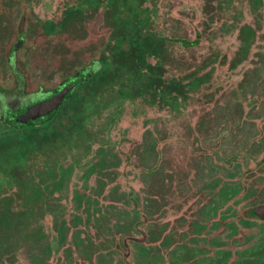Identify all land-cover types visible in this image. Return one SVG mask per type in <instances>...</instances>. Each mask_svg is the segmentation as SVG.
<instances>
[{
    "label": "rangeland",
    "instance_id": "1",
    "mask_svg": "<svg viewBox=\"0 0 264 264\" xmlns=\"http://www.w3.org/2000/svg\"><path fill=\"white\" fill-rule=\"evenodd\" d=\"M260 1L190 0L185 11L182 1L174 2L171 16L167 12L166 20H160L162 31L172 38L186 36L188 29L193 38V28L203 30L199 14L206 10L213 19L199 45L170 48L167 74L203 78L206 73L208 81L179 100L173 111H136L126 104L109 128L108 142L107 127L116 105L97 117L93 128H84L90 132L89 147L87 139L81 143L76 135L67 142L57 138L47 143L45 153L30 158L24 168L33 181L36 204H25L16 195L8 203L14 216L11 226L0 232V253L7 254L0 264H124L121 255L128 241L131 264H170V249L176 246L174 264H186L182 254L216 257L220 248L234 251L259 239V221L246 228L249 225H242L230 211L231 198L222 202L225 197L218 191L227 184L237 187L232 178L252 160H264V136L257 138L258 128L264 130V0ZM246 25L256 32L253 44L245 60L233 65ZM240 154L239 168H226L232 156ZM262 168L246 186L254 188V203L264 202ZM33 183L43 193H35ZM249 201L239 206V213L253 203ZM63 222L66 231L60 230ZM233 225L240 228L234 234ZM53 231L60 237L48 252ZM134 237L145 245L132 246L129 239ZM154 241L164 243L159 251L151 247ZM140 253L148 259L141 261Z\"/></svg>",
    "mask_w": 264,
    "mask_h": 264
},
{
    "label": "flooded vegetation",
    "instance_id": "2",
    "mask_svg": "<svg viewBox=\"0 0 264 264\" xmlns=\"http://www.w3.org/2000/svg\"><path fill=\"white\" fill-rule=\"evenodd\" d=\"M175 1L0 0V128L3 131L0 135L13 139L24 129L72 128L69 135L57 133L55 140L62 138L67 142L76 135L81 143L87 139L85 146L89 147L86 133L90 132L84 128H93L97 117L111 110L113 105H116V111L109 118L107 142L109 137L111 139L109 128H113L115 119L123 115L126 104H131L136 111L145 107L168 108L172 111L178 109L179 100L187 99L192 90L198 89L203 81L207 82L208 74L204 73L203 78L192 74H184L181 78L168 76L166 64L170 48L174 45L190 50L199 45L203 33L210 28L209 20L213 16L208 10L201 16L199 14L204 28H193V38L189 29L186 30V36L172 38L162 31L164 24L161 25L160 20H166L167 12L171 16ZM180 1V7L185 11L186 2L190 0ZM251 1L253 4L261 2ZM187 28H190L189 25ZM255 33L249 25L242 27L238 60L233 59V65L245 60ZM218 63L224 64L223 61ZM51 100L57 103L51 111L37 116L30 112L33 107ZM263 131V128H258L260 134ZM260 134L257 138L264 136V133ZM46 145L41 144L37 156H41V152L45 153ZM102 148L103 145L99 146V151ZM232 157L229 166H226L229 170L241 165L242 154ZM263 166L264 160H252L250 166L241 170L238 178H232V183L237 187L227 184L218 191L219 197H225L222 202L231 198L229 209L242 225H249L246 228L259 221V239L247 247L241 245L234 251L220 248L216 257L182 254L183 262L264 264V202L254 203V188H246ZM89 171L92 173V170ZM62 177H58L60 183ZM22 181L19 191L0 185V196L11 200L12 195L18 197L24 194L29 197V205L37 201V198L32 197L33 181L27 175ZM59 184L53 183V186ZM34 186L36 188L33 190L37 193L41 186ZM39 191L43 193L42 189ZM247 200L253 203L239 213V206ZM61 225L60 230L66 231V224L63 222ZM232 227L233 234L240 230L238 226ZM1 229L4 230L0 225V232ZM59 237V233L52 232L48 252L57 247ZM129 240L132 246L145 245L143 239L134 237ZM162 244L154 241L151 247L159 251ZM117 248L123 252L122 247ZM123 248L122 262L131 264L133 251L129 241L123 244ZM177 250V246L170 249V264H174L173 257L179 253ZM6 256V253H0L1 258L5 259ZM138 257L141 261L148 259L141 253Z\"/></svg>",
    "mask_w": 264,
    "mask_h": 264
},
{
    "label": "trees",
    "instance_id": "3",
    "mask_svg": "<svg viewBox=\"0 0 264 264\" xmlns=\"http://www.w3.org/2000/svg\"><path fill=\"white\" fill-rule=\"evenodd\" d=\"M143 63H145V55L143 54ZM59 129V130H58ZM72 128H31L20 131L17 138L10 139L0 135V185L6 189L20 188L25 178V166L32 157H36L42 143H51L57 137V133L61 135H69ZM0 128V134H2ZM17 194V193H16ZM7 197L0 196V225L3 229L12 221L14 214L8 207L11 200ZM19 199L26 204L29 197L22 194ZM2 206V207H1ZM25 211V210H24ZM20 213L15 216L19 218Z\"/></svg>",
    "mask_w": 264,
    "mask_h": 264
},
{
    "label": "water",
    "instance_id": "4",
    "mask_svg": "<svg viewBox=\"0 0 264 264\" xmlns=\"http://www.w3.org/2000/svg\"><path fill=\"white\" fill-rule=\"evenodd\" d=\"M56 104L57 103L53 100L47 101V102H44L42 104H39V105L33 107L30 110V112H34L35 116H37L39 113H47V112L51 111L52 109H54ZM35 116H31V117L34 118Z\"/></svg>",
    "mask_w": 264,
    "mask_h": 264
}]
</instances>
